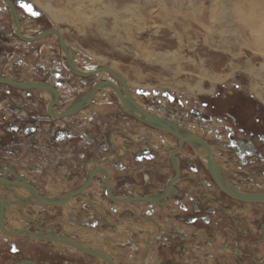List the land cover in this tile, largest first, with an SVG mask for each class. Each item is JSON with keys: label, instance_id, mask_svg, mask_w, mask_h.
Listing matches in <instances>:
<instances>
[{"label": "flooded vegetation", "instance_id": "obj_1", "mask_svg": "<svg viewBox=\"0 0 264 264\" xmlns=\"http://www.w3.org/2000/svg\"><path fill=\"white\" fill-rule=\"evenodd\" d=\"M1 1L0 264H264L263 104L134 90Z\"/></svg>", "mask_w": 264, "mask_h": 264}, {"label": "rangeland", "instance_id": "obj_2", "mask_svg": "<svg viewBox=\"0 0 264 264\" xmlns=\"http://www.w3.org/2000/svg\"><path fill=\"white\" fill-rule=\"evenodd\" d=\"M31 1L45 15L39 23L58 27L65 47L72 45L79 54L89 57L90 62L79 58L78 64L108 66L134 90L174 89L195 101L200 97L213 102L214 95L229 94L232 100L239 91L236 97L241 100V121L246 125L250 118L245 115L252 110L253 102L264 106V70L260 71L264 58L249 45L252 40L246 27L240 31L236 24L229 25V20H210L212 10L220 12V0ZM230 3L229 13L233 0ZM51 9L56 16L63 14V20L55 21ZM251 65L262 74L246 72ZM236 84L240 88L236 89ZM219 102L216 110L228 105L224 98ZM110 109L108 105L105 108ZM252 125L264 128V120H255ZM233 202L243 206H234L243 216L252 217L256 209H264V205ZM263 209L258 210L259 216ZM159 255L157 250L155 254L152 251L148 258L162 264Z\"/></svg>", "mask_w": 264, "mask_h": 264}, {"label": "bare ground", "instance_id": "obj_3", "mask_svg": "<svg viewBox=\"0 0 264 264\" xmlns=\"http://www.w3.org/2000/svg\"><path fill=\"white\" fill-rule=\"evenodd\" d=\"M2 5H3V3L0 0V6H2ZM230 5H231L230 0H220L218 2V6H220V12L217 13V9L216 8L214 10H212L211 15H210V20L215 21V22L216 21H221V20H224V19L225 20H229L228 21L229 25H231L232 23L236 24L237 28L240 31H242L241 29H243L242 26L246 27L249 30V32H250L251 40H252V42H250L249 45L251 46L252 49L259 50V54H261L263 56V58H264V1H261V0H233L232 7H231V10H230V13H229ZM51 16H52V18L55 21L63 20V14H61V17L59 16V14L56 16L55 14H53L52 9H51ZM202 23H204V21H202ZM205 23H207V21H205ZM58 33H60V35H61L60 31H58ZM61 38L63 40V36L62 35H61ZM63 42H64V40H63ZM247 61L252 62L251 59H248ZM81 66H84V65L81 64ZM84 67H86V66H84ZM262 70H264V63L262 65L260 71H262ZM260 71H259V69H256L253 65H251L250 67L246 68V72L255 73V74H258V75L262 74V73H260ZM212 93H213V91H212ZM259 96H261V95L259 94ZM196 129L198 131H200L201 134H202V129L201 128L200 129L196 128ZM199 152L205 153V150H204L203 146H201V151H199ZM215 172L217 174V171H215ZM217 176H218V174H217ZM1 188H3V187L1 186ZM1 188H0V190H1ZM245 195L247 197H249V198L252 197V194H243V196H245ZM260 200H262V199H260ZM67 206H70V205L67 204ZM9 216H11V215H9ZM14 216H15V214H14ZM13 223H14V221H13ZM14 224H12L13 227H14ZM18 224H17V226H18ZM87 243H89V242H87ZM92 244H93V242L91 243V246H92Z\"/></svg>", "mask_w": 264, "mask_h": 264}, {"label": "water", "instance_id": "obj_4", "mask_svg": "<svg viewBox=\"0 0 264 264\" xmlns=\"http://www.w3.org/2000/svg\"><path fill=\"white\" fill-rule=\"evenodd\" d=\"M107 70L110 72V73H112V74H114V75H117L118 77H120L117 73H115L114 71H112L110 68H107ZM173 130V129H172ZM212 172H213V174L215 175V177L219 180V178H218V176H217V174H216V172L212 169ZM223 188L224 189H226L224 186H223ZM228 192H230L228 189H226ZM231 193V192H230ZM242 198H244V199H248L249 197H246V196H241ZM250 199H262V200H264V194H260V195H257V196H252Z\"/></svg>", "mask_w": 264, "mask_h": 264}, {"label": "snow or ice", "instance_id": "obj_5", "mask_svg": "<svg viewBox=\"0 0 264 264\" xmlns=\"http://www.w3.org/2000/svg\"><path fill=\"white\" fill-rule=\"evenodd\" d=\"M22 7L27 8L29 11H31V6L30 5H26V4H21ZM33 14H38V13H33Z\"/></svg>", "mask_w": 264, "mask_h": 264}]
</instances>
